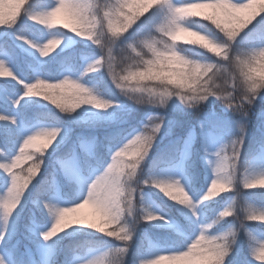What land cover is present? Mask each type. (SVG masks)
<instances>
[{"label": "snow or ice", "instance_id": "obj_1", "mask_svg": "<svg viewBox=\"0 0 264 264\" xmlns=\"http://www.w3.org/2000/svg\"><path fill=\"white\" fill-rule=\"evenodd\" d=\"M262 64L264 0H0V264H264Z\"/></svg>", "mask_w": 264, "mask_h": 264}, {"label": "clouds", "instance_id": "obj_2", "mask_svg": "<svg viewBox=\"0 0 264 264\" xmlns=\"http://www.w3.org/2000/svg\"><path fill=\"white\" fill-rule=\"evenodd\" d=\"M261 73L264 74V64L261 65V69H260ZM173 195L180 200H184L185 196L181 191H175L173 192Z\"/></svg>", "mask_w": 264, "mask_h": 264}, {"label": "rangeland", "instance_id": "obj_3", "mask_svg": "<svg viewBox=\"0 0 264 264\" xmlns=\"http://www.w3.org/2000/svg\"><path fill=\"white\" fill-rule=\"evenodd\" d=\"M83 211H84L85 213H87V212H89L90 210H88V209H84Z\"/></svg>", "mask_w": 264, "mask_h": 264}, {"label": "trees", "instance_id": "obj_4", "mask_svg": "<svg viewBox=\"0 0 264 264\" xmlns=\"http://www.w3.org/2000/svg\"><path fill=\"white\" fill-rule=\"evenodd\" d=\"M24 167H26V165Z\"/></svg>", "mask_w": 264, "mask_h": 264}]
</instances>
